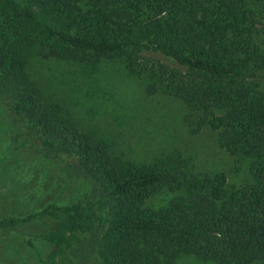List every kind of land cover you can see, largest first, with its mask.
<instances>
[{
    "label": "trees",
    "instance_id": "1",
    "mask_svg": "<svg viewBox=\"0 0 264 264\" xmlns=\"http://www.w3.org/2000/svg\"><path fill=\"white\" fill-rule=\"evenodd\" d=\"M32 48L87 66L118 60L147 94L183 102L192 133L209 128L247 159L249 179L228 188L224 173L196 170L179 150L148 161L117 152L109 133L45 94L26 68ZM0 92L44 155L99 191L50 207L52 264L90 233L102 264H264V0H0ZM164 191L175 194L166 205L147 204Z\"/></svg>",
    "mask_w": 264,
    "mask_h": 264
},
{
    "label": "rangeland",
    "instance_id": "2",
    "mask_svg": "<svg viewBox=\"0 0 264 264\" xmlns=\"http://www.w3.org/2000/svg\"><path fill=\"white\" fill-rule=\"evenodd\" d=\"M26 68L46 95L59 101L86 127L107 132L117 152L135 161L179 150L193 156L198 171L224 173L227 187L250 177L249 161L221 148L216 132L192 133L184 117L188 108L163 93L147 94L144 84L118 60L102 59L94 66L39 56L29 50ZM43 154L36 135L10 109L0 92V264H52V245L43 238L54 226L52 206L87 204L99 198L88 178ZM175 194L164 191L147 204L166 205ZM49 208L45 213L43 210ZM97 233L80 234L75 255H55L58 264H102ZM175 264H220L183 255Z\"/></svg>",
    "mask_w": 264,
    "mask_h": 264
}]
</instances>
